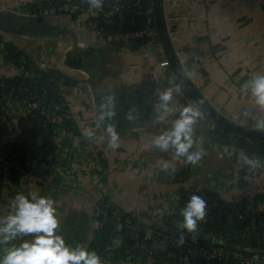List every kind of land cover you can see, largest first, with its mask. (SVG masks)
<instances>
[{
  "label": "crops",
  "instance_id": "1",
  "mask_svg": "<svg viewBox=\"0 0 264 264\" xmlns=\"http://www.w3.org/2000/svg\"><path fill=\"white\" fill-rule=\"evenodd\" d=\"M49 1L0 0V34L56 80L75 128L54 134L44 181L16 174L15 195L0 201V264H90L94 211L107 201L150 233L183 234L172 216L183 191L264 209V157L245 165L211 137L215 123L185 96L160 45L124 49L75 17L32 15ZM164 10L195 87L228 119L264 130V0H164ZM108 237L107 264H162L126 261L123 236ZM164 264L180 261L169 254Z\"/></svg>",
  "mask_w": 264,
  "mask_h": 264
},
{
  "label": "built area",
  "instance_id": "2",
  "mask_svg": "<svg viewBox=\"0 0 264 264\" xmlns=\"http://www.w3.org/2000/svg\"><path fill=\"white\" fill-rule=\"evenodd\" d=\"M55 14L87 22V27L93 29L103 42L124 49H133L139 43L160 45L151 0H50L47 5L36 4L32 15L45 17ZM135 17L143 18L144 24L141 27L122 28L124 23H131ZM98 21L101 22L100 25ZM12 43L11 38L0 34V126L8 127L5 137H0V201L15 195L16 174L44 181L45 162L42 157L46 154L47 143L54 142L56 131L65 128L64 119H73L72 110L61 94L58 83L59 96L54 100L46 96L43 85H16L13 82L16 75L33 77L34 72L15 64V53L8 48ZM18 56L20 62L34 68L33 60L27 53L21 52ZM162 63L167 64V61ZM3 67L7 68L6 72L2 70ZM24 116L30 120L25 124V134H21L18 122ZM16 120L18 137L15 139ZM22 141L27 142L28 147L15 146V142ZM209 207L210 205H204L203 212L207 213ZM233 210L238 217H242L235 205L231 208ZM94 214L98 230L104 224L108 234L127 230L130 243L124 253L126 261H133L143 251L150 258L154 253L167 248L168 235L153 236L132 214L121 211L111 202L97 205ZM184 233L189 238L185 250L179 254L171 253L181 261L180 264H212L218 260L222 261L221 264H264V249L234 247L216 240L198 243L197 232L191 224L186 225ZM109 252L110 246H107L102 252L93 253L89 263L107 264Z\"/></svg>",
  "mask_w": 264,
  "mask_h": 264
},
{
  "label": "trees",
  "instance_id": "3",
  "mask_svg": "<svg viewBox=\"0 0 264 264\" xmlns=\"http://www.w3.org/2000/svg\"><path fill=\"white\" fill-rule=\"evenodd\" d=\"M98 24L100 25L101 22L98 21ZM143 24L142 17H135L131 23H124L122 28L141 27ZM8 48L15 53L13 60L16 65H22L23 69H30L34 72L33 77L16 75L13 82H15L16 85H27L32 83L35 85H43L48 98L54 100L58 99L59 95L56 80L37 67L34 66V68H32V66H29L27 63L20 62L18 54L22 51L16 48L15 45L10 44ZM185 96L188 98L186 94ZM29 120L30 118L25 116L19 118L18 125L21 134H25V124ZM63 123L67 129L72 130L75 128L72 119H64ZM211 137L217 143H224L239 149L245 156V165L248 161L264 157V140L247 139L237 134L231 135L230 131L217 124H215L211 132ZM17 145L28 147V143L24 141L20 143L15 142V146ZM53 147L52 142L47 143L46 154L52 151ZM25 151L27 152L28 149ZM46 154L43 155L42 159H44ZM204 205H210L207 213L203 212ZM234 205L237 207L242 217H238L234 210L231 211ZM176 209L177 212L172 216L178 220V226L183 230V234L172 233L166 230H155L152 233L153 236L163 234L168 235V238L166 241V250L154 253L150 257L152 260H157L164 264L167 260V255L171 253L179 254L185 250L187 243H189V238L184 233L187 224H191L197 233L211 234L215 237L217 242L224 240L234 247L264 249V209L254 207L247 210L243 204L238 202H225L217 196V193L213 189L205 188L193 192H181ZM179 210H181V212ZM120 234L123 236V245L119 248V251L120 255L123 257L125 249L130 243V239L127 230L122 229ZM107 237V226L104 224L101 229V234H99L98 237V243L94 245L96 252H101L108 244L107 239L109 237ZM196 242L201 244L208 243L207 240L198 239L197 237ZM140 255L149 258V254L146 251H143ZM221 262V260H218L212 264H221Z\"/></svg>",
  "mask_w": 264,
  "mask_h": 264
},
{
  "label": "water",
  "instance_id": "4",
  "mask_svg": "<svg viewBox=\"0 0 264 264\" xmlns=\"http://www.w3.org/2000/svg\"><path fill=\"white\" fill-rule=\"evenodd\" d=\"M153 7V18L158 39L165 57L171 67L173 74L184 93L217 125L226 130L245 137L247 139L264 140V130L251 128L238 124L222 115L208 99L195 87L185 67L181 63L172 44L164 10V0H151ZM198 239L210 242L215 241L214 236L198 233ZM181 262V261H180Z\"/></svg>",
  "mask_w": 264,
  "mask_h": 264
}]
</instances>
